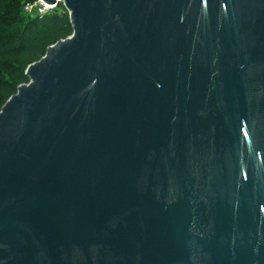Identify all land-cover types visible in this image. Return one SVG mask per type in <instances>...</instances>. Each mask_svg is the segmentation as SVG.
<instances>
[{"label": "water", "instance_id": "95a60500", "mask_svg": "<svg viewBox=\"0 0 264 264\" xmlns=\"http://www.w3.org/2000/svg\"><path fill=\"white\" fill-rule=\"evenodd\" d=\"M43 1L72 32L0 108V264H264V0Z\"/></svg>", "mask_w": 264, "mask_h": 264}, {"label": "trees", "instance_id": "16d2710c", "mask_svg": "<svg viewBox=\"0 0 264 264\" xmlns=\"http://www.w3.org/2000/svg\"><path fill=\"white\" fill-rule=\"evenodd\" d=\"M35 0H0V108L21 83L26 66L39 59L48 45L71 34L68 11L57 3L44 13L25 14Z\"/></svg>", "mask_w": 264, "mask_h": 264}, {"label": "built area", "instance_id": "2783aa9c", "mask_svg": "<svg viewBox=\"0 0 264 264\" xmlns=\"http://www.w3.org/2000/svg\"><path fill=\"white\" fill-rule=\"evenodd\" d=\"M56 4L57 3L48 4V3L44 2L43 0H35L32 3H25L23 8L25 9V11H27L29 13H32L35 10H36V12L44 13V12L48 11L49 9H51ZM38 5H41L42 7L37 8Z\"/></svg>", "mask_w": 264, "mask_h": 264}, {"label": "rangeland", "instance_id": "374dc122", "mask_svg": "<svg viewBox=\"0 0 264 264\" xmlns=\"http://www.w3.org/2000/svg\"><path fill=\"white\" fill-rule=\"evenodd\" d=\"M58 3H60V2H58ZM38 7H42V6L41 5H38L37 8ZM56 7H57V5H54L51 9H55ZM51 9H49V10H51ZM22 12H24L25 14H30V15L35 14V13H39V12H36V10L34 12H32V13H29V12L25 11L24 8H23V11Z\"/></svg>", "mask_w": 264, "mask_h": 264}]
</instances>
